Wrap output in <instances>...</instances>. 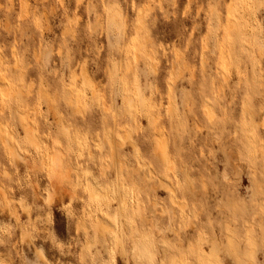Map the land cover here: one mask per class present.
<instances>
[{"label":"clouds","instance_id":"1","mask_svg":"<svg viewBox=\"0 0 264 264\" xmlns=\"http://www.w3.org/2000/svg\"><path fill=\"white\" fill-rule=\"evenodd\" d=\"M0 264H264V0H0Z\"/></svg>","mask_w":264,"mask_h":264}]
</instances>
